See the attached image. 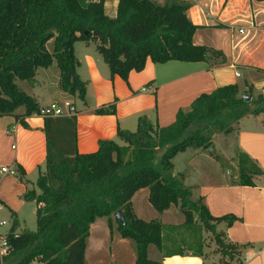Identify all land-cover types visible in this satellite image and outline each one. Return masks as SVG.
Listing matches in <instances>:
<instances>
[{
	"label": "trees",
	"instance_id": "obj_1",
	"mask_svg": "<svg viewBox=\"0 0 264 264\" xmlns=\"http://www.w3.org/2000/svg\"><path fill=\"white\" fill-rule=\"evenodd\" d=\"M110 1L118 2L114 18L106 14ZM190 7L180 0H0V118L15 117L29 128L27 118L43 116L36 99L17 81H34L38 69L54 62L61 71L60 89L85 102L86 83L77 74V42L95 41L111 77L119 76L127 83L132 72L145 70L148 61H224L222 52L195 45L198 26L188 15ZM252 93L251 89L248 94L253 98ZM116 113V105L94 111L99 116ZM259 114H264L263 94L246 102L238 85H228L202 94L190 111L178 113L172 125L160 128L141 117L134 132L119 129L117 140H101L99 149L90 154L78 151L77 115L43 116L45 170L40 171L37 189L24 195L26 202L38 206L37 230L9 232L10 254L4 264H86L91 227L102 218L109 219L111 231L116 224L119 235L136 244L134 264H163L149 258L151 245L166 257L184 254L183 247L175 251L168 247L172 240L164 232L192 230L198 222L215 235L217 253L228 259L227 264H243L244 247L228 242L225 233L217 231L220 223L230 227L236 218H215L204 198L194 199L183 176L173 174L174 159L190 149L209 150L216 135H230L241 119ZM210 155L224 162L219 154ZM225 168L236 173L232 182L240 186H254V178L264 173L241 153L237 168L230 164ZM18 172L24 179L21 166ZM142 189L149 190V202L160 214L179 207L184 223L168 226L139 218L132 200ZM120 210L127 226L114 218ZM193 253L202 256V248Z\"/></svg>",
	"mask_w": 264,
	"mask_h": 264
},
{
	"label": "crops",
	"instance_id": "obj_2",
	"mask_svg": "<svg viewBox=\"0 0 264 264\" xmlns=\"http://www.w3.org/2000/svg\"><path fill=\"white\" fill-rule=\"evenodd\" d=\"M180 1L191 5L188 15L198 26L194 35L195 45L222 52L224 61L216 58L200 63L172 61L155 64L148 61L145 70L132 72L127 83L119 76L111 77L109 66L98 52L96 42H77L74 47L79 63L77 74L86 83L85 102L60 89L61 71L56 62L47 69H38L29 91L31 94H27L34 97L42 109L52 103L70 102L74 105L80 154L96 152L101 140H117L119 129L134 132L138 120L144 116L160 128L168 127L176 121L180 111H190L198 97L218 88L238 85L241 96L249 95L252 89L251 98L256 99L255 90L258 86L264 87V1ZM117 8V1L107 2L106 14L116 17ZM241 30L244 33H240ZM111 105H116V115L94 114L95 110ZM19 113H24V110ZM263 117L264 114L244 117L228 136L238 135V139L235 138L237 156L240 153L248 155L264 172ZM26 123L29 128H24L15 117L0 118V219L8 223L6 233L13 228L16 234L23 233L20 230L25 223L27 205L34 204L26 202L24 195L37 189L35 185L40 171L45 170L46 165L44 118L30 117ZM217 136L213 139L216 152L218 148L214 141ZM210 153L209 150L190 149L179 154L174 159V171L181 159L182 169L177 174L183 176L185 186L192 188L195 199L204 198L215 218H236L230 227L226 222L220 223L217 231L225 233L228 242L244 247L243 264H264V173L254 178V186L233 184L232 177L236 173L230 170L225 174ZM219 155L226 153L222 151ZM234 160L230 165L238 166V161ZM215 165H219V170ZM18 166L25 170L24 179L20 178ZM2 167L15 170L17 174H3ZM141 200L147 201L142 208L138 205ZM148 200V189L140 190L132 200L136 215L146 221L150 220L144 216L152 211ZM37 209L38 206L35 213ZM153 218L151 220H158L157 216ZM152 247L148 250L149 258L163 264H227L228 261L217 253V246L215 252L203 250L202 256L187 249L182 255L170 257L155 246L156 254ZM136 259V246L119 235L116 224L113 231L108 218L98 219L92 225L86 264H134Z\"/></svg>",
	"mask_w": 264,
	"mask_h": 264
},
{
	"label": "rangeland",
	"instance_id": "obj_3",
	"mask_svg": "<svg viewBox=\"0 0 264 264\" xmlns=\"http://www.w3.org/2000/svg\"><path fill=\"white\" fill-rule=\"evenodd\" d=\"M91 42H95V41H91ZM54 48V43L53 41L50 42L48 44V49L52 52ZM18 86L25 91L26 93H30L29 91H31V86L33 84L32 82H23V81H17ZM263 86H258V90H255L254 92V97L257 98L259 95L262 94V90H263ZM241 96V95H240ZM79 104V101L77 102ZM254 106V105H253ZM252 106V108H254ZM264 119V117H263ZM135 131V130H134ZM236 135H219L216 137L214 143L217 144V148L218 151L215 152V154H221L222 151H225L226 155H221L224 157V162L220 161V167L222 168V171L226 174V168L225 166H229V164H233L231 162L232 159H235L234 161H238V156H237V149H236V144L237 141L235 138L238 139V135L235 137ZM215 147V146H214ZM211 149V148H210ZM209 149V151H211ZM227 158V160H226ZM229 158V159H228ZM230 158H232L230 160ZM223 163L225 164V166L223 165ZM217 170H219V165H215ZM234 167V166H233ZM237 165L234 167L236 168ZM182 169V160L179 159L177 161V169L175 171H173V174L175 176H178L177 171ZM230 171V170H229ZM234 173V172H233ZM184 182V181H183ZM35 187H37L35 185ZM193 198L195 199V196H193ZM147 201H140L138 203L139 207L142 208L145 205H147L146 203ZM149 202V200H148ZM137 203V202H136ZM28 211L26 213V217H25V223H22V228H21V232H36L37 230V216L35 213V209L37 208V204H29L27 205ZM152 211L148 212L147 215L144 216L145 219L147 220H151V219H155L153 217H158V221H160L161 223H163L164 225H168L169 224H173V226H178V224L180 225V223H184V217L180 211L179 207H172L171 210L168 213L165 214H160L159 212H157L155 209H153V207H150ZM153 212V213H151ZM175 212H178L175 214ZM154 215V216H151ZM181 221V222H180ZM177 224V225H176ZM181 224V225H182ZM7 228L3 227L1 229L2 233H6L7 232ZM165 237H167L168 240H172V243H176V246L173 247L171 242H167V245L169 248L173 249H178L183 247L184 250L191 249L192 252L194 251H200V249L202 248V251H209V252H215L217 249V245H216V241H215V235L212 234L211 232H208L205 228L202 227L201 223L198 222V226L194 227L192 230H187V229H180V230H168L166 229V232H164ZM132 243L135 245V243L132 241ZM154 246V245H153ZM185 246V247H184ZM156 254L157 253V248L154 246L152 247Z\"/></svg>",
	"mask_w": 264,
	"mask_h": 264
},
{
	"label": "built area",
	"instance_id": "obj_4",
	"mask_svg": "<svg viewBox=\"0 0 264 264\" xmlns=\"http://www.w3.org/2000/svg\"><path fill=\"white\" fill-rule=\"evenodd\" d=\"M240 33H244V30H241ZM239 76V74H238ZM144 91L146 89H143ZM264 95V88L262 90ZM77 115V110L74 105L70 102L65 103H52L43 109V116L45 117H64V116H75ZM42 116V117H43ZM1 173L16 175L17 172L7 167L1 168ZM7 221L0 219V264L5 263V258L10 254V245L7 241V236L9 233H2L1 229L7 226Z\"/></svg>",
	"mask_w": 264,
	"mask_h": 264
},
{
	"label": "water",
	"instance_id": "obj_5",
	"mask_svg": "<svg viewBox=\"0 0 264 264\" xmlns=\"http://www.w3.org/2000/svg\"><path fill=\"white\" fill-rule=\"evenodd\" d=\"M244 98L246 102H250L252 100V98L249 95H245ZM210 150H211L210 152L213 154L216 152L214 146H212ZM114 218L123 226H127L126 217L121 210L114 214Z\"/></svg>",
	"mask_w": 264,
	"mask_h": 264
}]
</instances>
